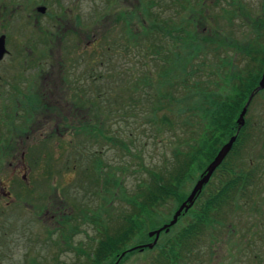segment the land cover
I'll use <instances>...</instances> for the list:
<instances>
[{
	"label": "rangeland",
	"instance_id": "rangeland-1",
	"mask_svg": "<svg viewBox=\"0 0 264 264\" xmlns=\"http://www.w3.org/2000/svg\"><path fill=\"white\" fill-rule=\"evenodd\" d=\"M178 1L0 0V34L5 35L8 50L0 62V91L4 92L6 79L18 66L24 68L22 73H33L31 92L25 80L20 84L22 89L10 82L17 94L6 99L8 107L0 97V113L10 115L17 104L28 106L29 113L34 97L37 105L26 121L16 115L10 121L13 127L0 118V133L8 126L3 130L5 148L0 143V153L5 149L0 157V264H86L85 254L95 237L82 213L87 210L88 214L111 218L119 209H127L122 198L115 196L116 191L129 197L137 192L147 170L162 168L163 163L170 165L184 135L173 130L176 124L162 127L158 123L164 114L170 118V105L163 100L155 112L147 106L126 113L131 107H126L128 96L121 90L136 78L139 64L138 44L126 47L123 37H131L123 29L124 19L133 18L132 22L129 19L131 32L140 31L138 23L145 5L151 15L162 7L163 14L169 15L166 5L179 8ZM196 1L184 0L185 9L180 13L198 15ZM231 1L206 0L207 8L199 10L204 20L196 30L203 42L212 38L217 28H225ZM238 1L246 17L264 18L258 5L264 6V0ZM36 6H44V12L37 13ZM243 17L238 14L232 20L236 24ZM259 27L256 24L257 32ZM242 32L234 28L233 35L240 39ZM213 38L217 40V36ZM133 39L137 41L139 36ZM31 40L35 47L32 55L24 58L32 61L28 64L23 62V48ZM33 63L38 65L37 71L35 66L28 68ZM155 78L153 75L151 81ZM118 94L120 103L116 104ZM246 117L250 136L244 145H248V153L245 159L239 155L236 160H244L246 168L252 163L260 165L254 194L237 201L230 214L229 209L225 211L223 225L216 232L210 230L214 235L211 242L208 234L202 240L200 258L197 255L193 264H264V87L252 99ZM106 135H115L127 149L109 143ZM203 164L200 158L188 167L190 177L184 178L182 185L186 196ZM91 171L101 176L98 183L92 181ZM108 173L117 178L118 187H103L107 186L104 180ZM178 204L168 202L160 207L156 221L163 218L165 223ZM60 218H68L67 223L61 224ZM130 241L137 246L133 244L138 241L136 236ZM138 256L135 251L121 264H137Z\"/></svg>",
	"mask_w": 264,
	"mask_h": 264
},
{
	"label": "trees",
	"instance_id": "trees-1",
	"mask_svg": "<svg viewBox=\"0 0 264 264\" xmlns=\"http://www.w3.org/2000/svg\"><path fill=\"white\" fill-rule=\"evenodd\" d=\"M183 1H178L179 8H170L166 5L169 15L163 14L164 7L151 15L150 7L145 5L138 23L140 31L134 34L129 26L133 18L124 19L123 31H126L131 39H126L127 36L123 39L126 47L132 48L138 44L136 59L139 64L136 68V78L121 90L128 96L125 101L126 107H131L126 113L133 114L137 108L147 106L151 112L154 108L155 112L164 100L170 105L168 109L170 118L164 114L158 123L160 122L162 127L176 124L173 130L181 131L184 135L180 137L179 149L172 153V162L169 166L163 163L162 168L147 170L145 180L137 184V192L131 193L129 197H123L117 191L114 193L127 204V209H119L111 218L109 216L104 218L100 214H88L87 210L86 213H82L81 218L92 226L95 237L91 240L93 241L91 250L85 254L86 264H113L120 253L124 252L116 263L121 264L135 251L139 255L137 264H193L197 255L198 260L200 258L202 240L208 234L211 242L214 235L210 230L216 232L218 227L223 225L225 211L229 209L230 214L237 201L250 199L254 194L253 186L256 185V176L260 174L261 167L252 163L249 164L250 168H246V162L237 161L236 157L240 155L245 159L248 153L246 149L248 145L247 147L244 145L250 136L249 131L246 132L248 123L246 114L258 92L251 98L243 125L238 131L236 118L264 70V18L246 17L244 12H240L239 1L232 0L230 16L225 17L227 19L225 28H217L213 34L211 33L212 38L203 42L205 39L199 37V31L196 29L200 28L199 21L204 20L199 10L207 8L206 0L195 2L198 15L187 13L186 16L180 13L181 9H185ZM258 5L263 11V4ZM143 6L144 4H141L140 10ZM238 14H243L244 17L241 22L235 24L232 19ZM256 24L260 26L258 32L255 29ZM234 28L244 31L240 39L233 35ZM134 36L136 39L139 36V39L133 41ZM213 36H217V40ZM153 75L156 78L151 81ZM119 96L120 94L116 104L120 103ZM34 103L35 97L30 102L29 106H32V109L29 113H26L28 106L17 104L10 115L7 113L0 115L2 123L6 121L8 126L13 127L10 121L17 116L26 121L28 114L37 111V105ZM20 111L21 115L17 114ZM138 114L141 117V110ZM130 116L134 119V115ZM8 126L2 128L0 133L2 148H5L6 140L3 130ZM166 129L164 128V131ZM152 130H156L155 125ZM233 134L235 140L230 150L215 168L207 183L202 186L187 211L181 213L167 231L159 233L151 248L128 250L134 247L130 239L135 236L138 241L133 244L137 245L153 240V237L147 236V232L156 228L157 224L163 223V218L156 221L158 209L168 202L176 205L186 197L182 185L184 178L190 177L188 167L198 163V159L201 158L204 161L203 171L220 146ZM104 137L109 143L118 145L123 150L127 149L124 143H118L119 138L115 135ZM4 152L5 149L1 151L0 157ZM89 175L93 177V182H99L101 176L96 174V171L89 172ZM215 176L216 179L212 182L210 179ZM106 177L104 185L107 186H103L104 188L119 186L115 176L112 177L108 173ZM109 202L107 199V204ZM67 221L68 218L64 221L60 218L61 224H66Z\"/></svg>",
	"mask_w": 264,
	"mask_h": 264
},
{
	"label": "water",
	"instance_id": "water-1",
	"mask_svg": "<svg viewBox=\"0 0 264 264\" xmlns=\"http://www.w3.org/2000/svg\"><path fill=\"white\" fill-rule=\"evenodd\" d=\"M36 11L37 12H43L44 7L43 6H37ZM4 53H5L4 35L0 34V59L2 58ZM263 87H264V70L262 71V73L259 77L257 85L254 87V89L247 96L245 103L243 104V106L241 107V110L238 113V116L236 118V131H238L239 128L243 125L244 114L246 112V108H247L251 98L253 97V95L256 92L260 91ZM234 140H235V134L230 136L228 138V140L220 146V148L217 150V152L215 153L213 158L208 162V164L205 166L204 170L200 173L199 177L193 183V185H192L189 193L185 197V199L183 201H181L178 204V206L175 208V210L173 211V213L171 215V218L167 222H165L161 226H159L158 228L149 230L147 232V236L153 237V240L150 243L134 246V247L130 248L129 250H131V249H142L144 247L151 248L152 245L155 243L159 233L161 231H167L169 226L173 225L176 222L178 216L181 213L187 211V209L192 205L197 194L201 191L202 186L207 183V181L209 180V178H210L211 174L213 173V171L215 170V168L221 163L223 158L226 156V154L230 150L231 145H232ZM123 253L124 252H121L120 256H122ZM118 260H119V257L113 264H116Z\"/></svg>",
	"mask_w": 264,
	"mask_h": 264
},
{
	"label": "flooded vegetation",
	"instance_id": "flooded-vegetation-1",
	"mask_svg": "<svg viewBox=\"0 0 264 264\" xmlns=\"http://www.w3.org/2000/svg\"><path fill=\"white\" fill-rule=\"evenodd\" d=\"M37 7V6H36ZM36 7H35V11H36ZM44 7V6H43ZM44 10H45V7H44ZM37 12V11H36ZM44 12V11H43ZM37 13H40V14H42V12H37ZM50 27H54V24H52V26H50ZM51 34H53V32H51ZM35 43H34V41H32L31 40V42L30 43H28L27 45H26V47H24L23 48V52H25V55H24V53H23V62L24 63H26V61L28 62V64L29 63H31L32 61H30V60H24V58L25 59H27V57H30L32 54V51H33V47H35V45H34ZM4 47H5V35H4ZM48 49V48H47ZM38 52V51H37ZM42 53H44V51H42ZM45 54V53H44ZM5 55H8V50L5 48V53L3 54V56H2V58L5 56ZM2 58L0 59V62H1V60H2ZM24 63H23V65H24ZM35 66V71H37V67H38V65L36 66L35 65V63H33L30 67H28V68H31V67H34ZM15 67V66H14ZM27 68V69H28ZM24 68H22V65L21 66H18V69L16 70V71H14L12 74H10V76H9V78H7L6 79V84H4V86H6L5 87V89H4V92L3 91H0V97H1V99H7L10 95H11V97L12 98H15V94H17V91L16 90H13L12 89V87L10 86V82H15L17 85H18V88L19 89H22L21 87H20V84L22 83V82H24V80L26 81V83H28V85L30 86V92H31V87H32V85H31V83H32V80H33V73H31V71L29 72V74L27 75L26 74V72L25 73H22V70H23ZM18 72V73H17ZM23 74H25V78H24V76H23ZM10 80H12V81H10ZM26 95H27V93H25ZM7 101V100H6ZM5 105L8 107L9 106V103H8V101L5 103ZM4 108H6V107H4ZM21 109V108H20ZM2 114H4L3 112H2ZM0 115H1V113H0ZM2 194L3 195H8V193H3L2 192Z\"/></svg>",
	"mask_w": 264,
	"mask_h": 264
}]
</instances>
